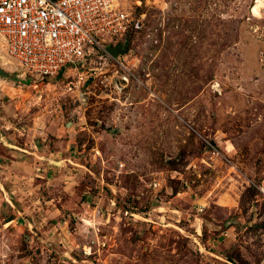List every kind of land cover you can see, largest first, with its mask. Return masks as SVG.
<instances>
[{
    "label": "rangeland",
    "instance_id": "obj_1",
    "mask_svg": "<svg viewBox=\"0 0 264 264\" xmlns=\"http://www.w3.org/2000/svg\"><path fill=\"white\" fill-rule=\"evenodd\" d=\"M118 1L134 26L113 53L55 79L0 47V136L59 124L72 151L29 211L0 187V264H264V10Z\"/></svg>",
    "mask_w": 264,
    "mask_h": 264
},
{
    "label": "built area",
    "instance_id": "obj_2",
    "mask_svg": "<svg viewBox=\"0 0 264 264\" xmlns=\"http://www.w3.org/2000/svg\"><path fill=\"white\" fill-rule=\"evenodd\" d=\"M134 26L118 0H0V39L24 74L51 80L76 70L91 53L108 47ZM82 74L68 84L79 90ZM212 90L219 93V84Z\"/></svg>",
    "mask_w": 264,
    "mask_h": 264
},
{
    "label": "crops",
    "instance_id": "obj_3",
    "mask_svg": "<svg viewBox=\"0 0 264 264\" xmlns=\"http://www.w3.org/2000/svg\"><path fill=\"white\" fill-rule=\"evenodd\" d=\"M58 125L52 129L51 136L44 139L35 137L37 130L34 131V127L16 128V131L23 136L21 140L10 139L7 142L6 138L0 136V180H2L0 187L3 189L6 187V192L10 194L15 195V192H19L17 194L22 201L21 209L25 212L29 211L30 207H35L32 195H35L38 201L41 198L47 201L41 194L45 185L54 183L58 178V180L63 177L69 178L66 174L69 170L67 162L71 160L72 151L68 141L63 138L64 131ZM29 185L31 187H28ZM11 199L13 210L20 215V203L16 197ZM16 218L13 217L9 221L14 219L16 221Z\"/></svg>",
    "mask_w": 264,
    "mask_h": 264
},
{
    "label": "bare ground",
    "instance_id": "obj_4",
    "mask_svg": "<svg viewBox=\"0 0 264 264\" xmlns=\"http://www.w3.org/2000/svg\"><path fill=\"white\" fill-rule=\"evenodd\" d=\"M255 6L253 7V13L255 16L260 17L262 15V10H264V0H256ZM3 42L0 39V47H3ZM3 51V50H2Z\"/></svg>",
    "mask_w": 264,
    "mask_h": 264
},
{
    "label": "water",
    "instance_id": "obj_5",
    "mask_svg": "<svg viewBox=\"0 0 264 264\" xmlns=\"http://www.w3.org/2000/svg\"><path fill=\"white\" fill-rule=\"evenodd\" d=\"M107 51L111 54V53H113L112 51H114V49L112 47H108ZM0 76L8 77V75L2 69H0Z\"/></svg>",
    "mask_w": 264,
    "mask_h": 264
}]
</instances>
